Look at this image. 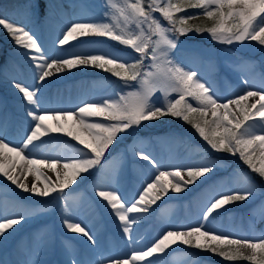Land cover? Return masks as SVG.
Masks as SVG:
<instances>
[{"label": "snow or ice", "instance_id": "6c2138e0", "mask_svg": "<svg viewBox=\"0 0 264 264\" xmlns=\"http://www.w3.org/2000/svg\"><path fill=\"white\" fill-rule=\"evenodd\" d=\"M187 8L201 12L179 15L186 13ZM154 13H159V17ZM201 15L208 23H190ZM162 21H166L167 26ZM0 26L16 46L25 50L33 65L34 82H13L12 86L25 102L24 112L31 124L20 145L0 138V176L25 193L42 198L56 194V198L61 199L82 174L103 167L105 154L122 135H133L144 122L166 116L180 118L195 129L212 151L238 155L250 170L245 184L215 193L196 225L168 228L150 246L133 249L124 257H108L106 264H156V259L177 244L219 255L226 261L264 264V236L236 237L207 227L210 218L220 209L255 195L253 173L264 181V86L250 90L245 80L243 94L221 98L196 70L173 58L180 37L193 32L207 33L212 41L221 44L255 41L264 46V0H105V11L99 20L70 22L62 30L56 46L59 49L69 46L73 51L58 57L46 55L39 38L24 25L0 16ZM90 38L118 42L131 49L132 54L120 55L108 49L77 50L79 46L99 42ZM86 67L109 73L122 81L124 88L132 90L98 101H83L73 109L43 107V87L49 78ZM157 92L163 95V104L154 101ZM53 133H63L82 147L72 148L70 155L42 154L41 158H36L33 150L48 143L42 138ZM133 151L153 172L131 200L112 184L98 183L94 188L95 195L106 202L105 207L119 221L129 243H132L133 225L137 224L139 214L147 213L170 192H185L216 169L215 161H209L162 170L163 166L151 154ZM45 169L54 173L55 179L47 175ZM29 176L33 177L30 183ZM69 207L65 205L66 212ZM32 211L39 213V209ZM27 219L24 213L0 216V241L8 239L15 226ZM62 223L68 232L86 238L90 246L97 244L92 229L83 220L66 215ZM34 239L36 248L30 255L43 254L47 244L39 234ZM69 247L65 245L66 250ZM23 264L41 262L29 258ZM71 264H81V261L73 259Z\"/></svg>", "mask_w": 264, "mask_h": 264}, {"label": "rangeland", "instance_id": "374dc122", "mask_svg": "<svg viewBox=\"0 0 264 264\" xmlns=\"http://www.w3.org/2000/svg\"><path fill=\"white\" fill-rule=\"evenodd\" d=\"M22 1L25 5L23 8H6L0 3V16L7 17L31 30L39 38L44 49H51L52 57L73 51L69 46L59 49L55 43L70 22L99 20L105 11V0H42L44 3L42 14L37 0ZM188 9L190 8L186 9V13L179 15L201 12L199 9ZM154 15L159 17V13ZM162 22L167 26L166 21ZM190 23L208 22L201 15L199 19ZM189 35L195 33L180 37L173 58L183 66L196 70L203 79L213 85L221 98H233L237 94H243L245 80L249 82L250 90H258L264 86L262 72L264 46H260L255 41H245L232 44L231 46L236 47V51H233L221 43L212 41L207 33V39L204 40ZM90 39L99 42L79 46L77 50L108 49L117 51L120 55L132 54L131 49L119 45L118 42L106 38ZM73 43L78 44V42ZM242 56L246 59H241ZM0 58V131L5 133L0 138L11 142L12 145H20L25 137V126L29 118L25 115L26 105L20 99L21 94L12 86L14 81L8 79L6 75L9 71H13L12 69H17L26 76L33 65L27 59L25 50L15 45L2 26H0ZM215 71L218 73L213 75ZM106 75L109 73L91 67L65 71L60 77L54 75L44 84L42 105L46 103L47 95L52 97L62 86L69 83L75 85L76 82H80V84L99 86L105 81L103 84L105 95L94 101L132 90L124 88L123 82L116 77L112 81L104 80L103 76ZM91 91L93 94L97 93L94 87ZM153 99L158 100L160 104L164 103V97L159 92ZM190 102L195 106L194 101L190 100ZM182 123L187 122L166 116L156 121L144 122L131 136L122 135L105 154L102 160L103 167L93 169L89 174H82V178L78 179L76 184L65 190V196L61 199H57L56 194L42 198L25 193L0 176V216L15 213H24L28 216L26 222L15 226V231L8 239L0 241V245L6 246V242L12 241L19 242L29 234H33L34 237L39 234L41 240L47 244L44 255L40 258L41 264H50L54 258L59 259L60 262L65 261L63 240L83 253L90 247L93 250H100L102 258L99 261H104L106 264L108 257H124L133 249L150 246L154 239L168 228L196 225L201 220L202 212L210 198L217 192L243 186L246 174L250 170L238 155L212 151L195 129L183 128ZM4 126H7L6 129ZM172 126L180 128V133H175ZM42 139L48 143L33 150L36 158H41L42 154L53 157L70 155L72 148L82 147L63 133L54 138ZM133 149L151 154L163 166L162 170L200 165L209 161H215L216 169L208 174L206 179L201 178L200 181L190 185L185 192H170L168 197L158 201L147 213L139 214L137 224L133 225L132 246L122 251L116 245L118 240L115 239L112 242L113 255L108 256L105 241H112L110 234L115 233L116 229L113 224L119 221L113 217L110 209L105 207L106 202L95 195L94 188L98 183L112 184L126 199L131 200L141 190L145 178L151 176L153 172L146 161L139 160L135 156ZM44 171L55 179L52 172L47 169ZM251 179L255 185V195L247 201L235 202L220 209L218 214H214V218H210V222L207 223L208 228L236 237L255 239L264 236V181L254 173ZM65 205L70 206L67 212ZM33 209H39V213L33 214ZM66 215L76 216L87 223L97 239V244L90 246L82 235L68 231L62 233L66 235L62 238L61 231L65 228L62 221ZM156 264H250V262L226 261L219 255L177 244L156 259Z\"/></svg>", "mask_w": 264, "mask_h": 264}, {"label": "bare ground", "instance_id": "6f19581e", "mask_svg": "<svg viewBox=\"0 0 264 264\" xmlns=\"http://www.w3.org/2000/svg\"><path fill=\"white\" fill-rule=\"evenodd\" d=\"M45 53L49 57H52V51L50 48H45ZM55 56V54H53ZM13 71H9V74L6 76L8 79H12L13 81H20L25 83H32V76H33V66L31 70L28 72L26 76L23 75L22 72L18 71L17 69H12ZM95 74V72H93ZM98 74V73H97ZM61 74L56 75L55 77H60ZM104 80L112 81L115 79V77L109 75L103 76ZM105 81H103L99 86H92V85H85L84 83L80 84V82H76L75 85H72L69 83L68 85L62 86L56 94H54L52 97H49L47 95L45 101L46 103H43V107L50 110H57V109H73L76 106H78L83 101H94L97 100V98L102 97L105 95V91L103 89V84ZM97 89V93L93 94L91 89L92 88ZM28 124L25 126V130L29 128V125L31 124L30 118L28 119ZM7 126H4V129H6ZM60 133H53L49 137L54 138ZM5 135L4 131H0V137H3ZM48 155V154H47ZM53 176L55 177V174L53 173ZM33 177H28V182L30 183L32 181ZM73 216V215H72ZM74 218L78 219L76 216H73ZM116 226L115 233H111L110 237L112 238V241H105L106 242V250L107 255L112 256L113 255V241L118 240L119 249L122 251H126L129 247L132 246V243H129L128 238L122 233V229L119 225V222H114ZM62 233H65L64 231H67L65 228H62ZM66 237L65 234H62V238ZM33 234H29V236H25L23 240H19V242H6V246L0 245V264H23V262L29 258L31 259H38L40 261V258L44 255H30L31 251H34L36 248V240ZM66 244L70 243L66 240H63V246L65 247ZM97 248V247H96ZM65 261L60 262L59 259L54 258L50 264H71V261L73 259H77L81 261V264H95L96 262H100L99 260L102 258L101 251L98 249H91L89 248L88 251L82 252L81 250L76 249L72 245L64 252Z\"/></svg>", "mask_w": 264, "mask_h": 264}, {"label": "trees", "instance_id": "16d2710c", "mask_svg": "<svg viewBox=\"0 0 264 264\" xmlns=\"http://www.w3.org/2000/svg\"><path fill=\"white\" fill-rule=\"evenodd\" d=\"M37 1L39 2L38 3L39 4V8H40V12L42 14L43 10H44V3H43L42 0H37ZM0 3H2L6 8H15V7H22L23 8V7H25V5L23 4L22 0H0ZM192 9L193 8H190L188 10H192ZM193 24H201V25H203V23H193ZM189 36L192 37V38H196L197 37V38L202 39V40L207 39L206 33L199 34V35L195 33V35H189ZM184 37H186V36H184ZM216 43H214V44H216ZM222 45L226 46L230 50L236 51L235 50L236 47H234V46L227 45V44H222ZM243 58L246 59L244 56H242L241 59H243ZM262 72L264 73V71H262ZM217 73H218V71H215L213 75H216ZM182 126H183V128H187V129L189 128V130L191 128V125H189L188 123H186V124L182 123ZM172 129L174 130L175 133H180L179 130H181L180 128L175 127V126H172Z\"/></svg>", "mask_w": 264, "mask_h": 264}]
</instances>
